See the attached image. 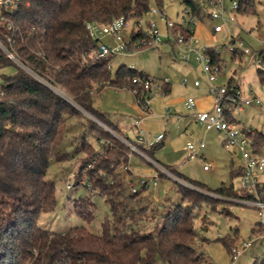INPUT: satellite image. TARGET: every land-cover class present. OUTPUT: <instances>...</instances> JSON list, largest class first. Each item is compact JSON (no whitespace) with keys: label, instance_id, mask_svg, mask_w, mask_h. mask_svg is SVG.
Masks as SVG:
<instances>
[{"label":"trees","instance_id":"1","mask_svg":"<svg viewBox=\"0 0 264 264\" xmlns=\"http://www.w3.org/2000/svg\"><path fill=\"white\" fill-rule=\"evenodd\" d=\"M184 2L204 21L196 0ZM153 3L163 6V0H18L13 10L2 7L1 13L7 18L0 20V39L26 68L0 51V66H17L14 74L5 76L0 88V264H199L195 208L223 198L255 197L236 187L233 177L242 173V167L234 163L230 183L217 189L184 177L222 199L179 184L181 201L167 211H163L164 202L150 204L145 196L137 197L136 191L126 194L123 182L95 177L98 172L105 173L100 170L112 172L121 161L126 162L132 150L81 109L117 125L94 106V92L105 86L131 88L132 78L145 72L126 64L113 70L108 66L113 58H96L97 41L90 36L87 23H107L119 16L141 17ZM255 3L249 1L248 13L255 12ZM211 52L216 61L221 60L220 54ZM258 70L264 73V66ZM232 82L238 85L233 78ZM164 88L170 92L171 83ZM212 105L213 100L206 110ZM72 119L81 129V144L89 148L88 157L100 150L89 136L101 149L112 142L107 155L93 168L83 175L82 166L74 176L75 185L87 176L94 183V193L110 204L112 218H105L100 232L85 225L52 231L38 223L42 213L53 211L57 205L55 181L47 177L51 162H64L85 151L81 147L71 152L64 145ZM250 137L258 148L264 146L262 131L255 129ZM131 142L154 158L164 144V140L148 145ZM259 194L264 199V188ZM77 214L86 222L94 221L96 203L85 202ZM257 226L258 221L253 234L264 231ZM225 242L233 256L235 240L226 237Z\"/></svg>","mask_w":264,"mask_h":264},{"label":"rangeland","instance_id":"2","mask_svg":"<svg viewBox=\"0 0 264 264\" xmlns=\"http://www.w3.org/2000/svg\"><path fill=\"white\" fill-rule=\"evenodd\" d=\"M255 1V12L248 13L251 8L248 7L246 12L237 13L235 22H229L221 34V37L224 36L221 43H229L230 35L233 34L239 37L244 47L251 49V54H244L239 60L241 54L233 56L232 52L224 47L221 55L225 61V67L218 75L217 83H228L229 79L233 78L240 84L242 97L257 95L264 99V81H262L264 73L258 70V67L263 65L258 53L264 49V0ZM153 5L158 6L156 3ZM185 6L184 0H163V7L173 19L178 18V12L180 14ZM1 12L2 6L0 5V20L4 21L3 18L7 17ZM214 22L216 21L206 19L197 24V33L203 42H210L208 33ZM103 41L114 44L110 36L104 37ZM220 44H218L219 47H221ZM111 63L113 70L121 64L128 66L133 63L138 70L152 76L158 78L167 76L171 81V90L166 96L158 95L152 100L153 113L150 115H146L138 105L132 88L105 86L101 91L94 92V106L106 113L110 120L118 126L101 121L85 109H81L82 113L94 119L126 145H128L127 141L136 142L138 140L139 128L131 124V116L137 118L139 114L141 116L145 114L142 120L147 118L153 122L146 124L149 127L144 129L148 141L151 142L158 134L165 135V139L164 144L155 151V158L143 150L141 151L145 155L131 152L128 155L129 159L126 162L121 161L112 172L100 170L105 173L98 172L95 177L100 175L104 181L123 182L127 187L126 194L134 193L133 188L136 187L137 197L145 196L150 204L164 202L163 211L173 208L181 201L179 184L222 199L213 191H209L202 185H195L184 178L189 177L206 184L209 188L217 189L230 183L232 163L236 166L243 163L240 152H233L224 147L222 133L215 129L205 131L195 122L194 118L188 115L191 110L185 106L184 100L189 97L198 100L203 94L208 93L206 91L208 81L201 71V63L195 59L185 62L177 58L170 45H158L138 50L132 54L117 55ZM16 70L15 64L0 66V88L5 81V76L14 74ZM196 78L202 80L200 87L194 85ZM183 80L187 82L184 84ZM55 89L65 96L68 95L62 89ZM210 104L211 100H208L206 105ZM167 107L172 109V114L168 116L166 115ZM235 114L241 126L256 128L264 133V105H248L242 111H236ZM70 121L64 145L71 152L81 147L85 151L74 153L75 155L70 160L64 162H51L47 177L55 181L57 205L53 211L42 213L38 223L41 227L52 231H66L71 227L85 225L91 231L100 232L105 218H112L110 204L102 195L94 193L96 192L94 183L88 180L87 176L84 179L89 185L81 181L79 185H75L74 176L82 166L83 175L88 172V169L93 168L101 156L107 155L112 142L101 149L102 146L98 141L93 136H89V141L100 150L98 154L88 157L86 154L89 148L81 144V129L78 130L75 119ZM142 125L145 124L141 122ZM203 139L206 141V146L195 157L186 159L188 151L185 147L188 141L198 143ZM208 163L210 169L205 170L204 164ZM169 166H173L175 171ZM154 177L157 178L156 187L151 184L147 187L143 186V179L150 183ZM262 178L264 179V174ZM233 181L236 187H239V175L233 177ZM68 183L73 186L68 187ZM238 199L223 198L212 205L204 203L195 208L197 215L194 225L200 234V238L195 241L196 251L201 257L199 264H231L232 253L227 248L226 237L230 241L235 240L232 244L241 252L234 264L264 263V239L257 238L252 232L258 221L257 213L253 207L239 203ZM90 200L96 203L97 218L89 223L77 214V210ZM249 240L253 241V245L243 248V242Z\"/></svg>","mask_w":264,"mask_h":264},{"label":"built area","instance_id":"3","mask_svg":"<svg viewBox=\"0 0 264 264\" xmlns=\"http://www.w3.org/2000/svg\"><path fill=\"white\" fill-rule=\"evenodd\" d=\"M202 10L204 20L216 21L211 27L210 42H203L197 33V24L200 19L193 13L190 5L178 12V18L173 19L166 9L162 6L151 5L148 13L141 17L119 16L115 17L107 23L91 21L87 23L90 36L97 41L96 58H114L117 55H127L137 52L138 50L156 47L158 45H170L175 56L185 62L192 59L201 63V71L205 74L208 81L206 91L213 100L210 109H198L197 99L189 97L184 100L185 106L191 110L190 116L194 118L205 131L215 129L222 133V144L230 151L240 152L242 154L243 163L242 173L239 175V187L246 190L249 194L254 195L253 198L238 199L239 203L251 206L257 213L258 226L264 227V199L261 198L259 192L264 188V146L258 148V145L252 140L250 135L255 133V128L249 126H241L240 120L236 116V111H242L245 106L252 104L264 105V99L257 95L251 97H242L240 84L217 83L218 75L225 67V61L222 58L221 50L225 47L232 52V55L241 54L238 58L242 59V55L251 54L249 47H244L239 37L230 35L229 43H221L223 37L221 34L227 28L229 22H235L237 13H242L249 6L250 0H196ZM18 0H0V5L8 10H13L17 6ZM146 18V19H145ZM145 19V21H144ZM106 36L112 37L114 44L103 41ZM221 43V44H220ZM230 43L232 45L230 46ZM221 45V47L218 46ZM0 51L15 61L17 64L26 68L24 63L19 59L16 53L9 49L0 39ZM211 51L220 54L221 60L216 61ZM259 60L264 66V49L258 53ZM109 68L113 69L110 61ZM131 69H137L131 63L128 65ZM183 80L182 83H186ZM171 83L169 77L158 78L147 73L139 74L132 78L131 88L136 94L138 105L146 115L153 113L152 100L158 96H166L164 85ZM201 78H196L194 85L200 87ZM168 105V104H167ZM144 114V115H145ZM172 114L170 107L166 108V115ZM143 116V115H142ZM134 118L131 116V124L139 128L138 143L144 145L153 144L165 139V135L158 134L154 136L151 142L148 141L141 126L142 117ZM104 142V139H100ZM127 141V140H126ZM132 152H138L145 155L144 152L133 142H128ZM206 146V141L194 142L188 141L185 149L188 151L186 159L195 157L200 150ZM205 170L210 169V164H204ZM157 178H152L150 183L142 180L143 186L147 187L151 184L156 187ZM81 182L85 185L86 180ZM71 187V183L67 184ZM133 191H137L134 187ZM257 238L264 239V231L255 233ZM253 245V241H244L243 248ZM232 263L234 264L239 254L238 248L234 250Z\"/></svg>","mask_w":264,"mask_h":264},{"label":"crops","instance_id":"4","mask_svg":"<svg viewBox=\"0 0 264 264\" xmlns=\"http://www.w3.org/2000/svg\"><path fill=\"white\" fill-rule=\"evenodd\" d=\"M208 100H209V101L212 100V97L210 96V94H208V93L203 94V95H202V98H200V99L197 100V102H198V104H197V108H198V109H202V110L208 108V105H206V103H207ZM169 103H170V102H169ZM139 115H140V114H139ZM188 115H190V114H188ZM144 116H146V115H143L142 117H144ZM141 122H142L143 124H145V125H142V127H143L144 129H146V128L149 127V125H146V124H150V122L153 123L152 121H149L147 118H146V119H143ZM195 122H196V121H195ZM255 129H256V128H255ZM239 165H240V164H239Z\"/></svg>","mask_w":264,"mask_h":264}]
</instances>
